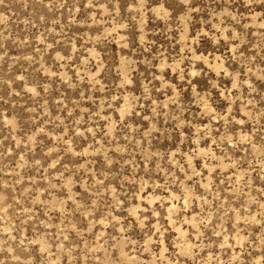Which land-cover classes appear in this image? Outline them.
Returning <instances> with one entry per match:
<instances>
[{
  "label": "rangeland",
  "instance_id": "374dc122",
  "mask_svg": "<svg viewBox=\"0 0 264 264\" xmlns=\"http://www.w3.org/2000/svg\"><path fill=\"white\" fill-rule=\"evenodd\" d=\"M0 264H264V0H0Z\"/></svg>",
  "mask_w": 264,
  "mask_h": 264
},
{
  "label": "bare ground",
  "instance_id": "6f19581e",
  "mask_svg": "<svg viewBox=\"0 0 264 264\" xmlns=\"http://www.w3.org/2000/svg\"><path fill=\"white\" fill-rule=\"evenodd\" d=\"M172 206V205H171Z\"/></svg>",
  "mask_w": 264,
  "mask_h": 264
}]
</instances>
